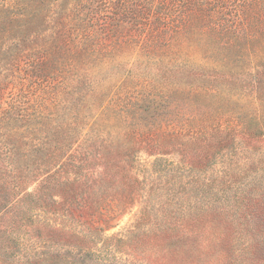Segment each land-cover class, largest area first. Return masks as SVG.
Masks as SVG:
<instances>
[{
    "label": "rangeland",
    "instance_id": "1",
    "mask_svg": "<svg viewBox=\"0 0 264 264\" xmlns=\"http://www.w3.org/2000/svg\"><path fill=\"white\" fill-rule=\"evenodd\" d=\"M259 5L255 18L247 13L245 28L251 31L252 20L256 33L252 45L244 27L223 36L236 40L220 52L200 44L198 35L168 55L131 44L112 52L106 65L82 72L94 80L97 93L124 80L120 95L135 87L152 94L125 120L98 118L74 148L43 153L44 169L27 188L42 185L45 210H35L32 219L24 214L22 221L13 218L15 211H0V264H240L234 257L243 242L232 247L219 235L224 217L250 213L246 201L254 197L264 201V136L258 125L264 121V2ZM201 86H217L222 93L205 96ZM69 90L68 100L77 102L89 85L72 82ZM193 91L204 104L215 103L223 124L204 123L206 133L198 137L189 135L192 122L186 117ZM231 118L248 127H233ZM19 163L25 166L26 159ZM150 191L147 203L143 196ZM126 196L135 198L117 225L95 229L101 208ZM238 196L244 203L236 202ZM196 199L213 207L200 211L201 221L183 225ZM166 215L168 226L161 218ZM137 219L139 226L127 231ZM238 226L245 230L239 220ZM186 227L194 232L186 234Z\"/></svg>",
    "mask_w": 264,
    "mask_h": 264
},
{
    "label": "trees",
    "instance_id": "2",
    "mask_svg": "<svg viewBox=\"0 0 264 264\" xmlns=\"http://www.w3.org/2000/svg\"><path fill=\"white\" fill-rule=\"evenodd\" d=\"M64 1L0 0V211H15L13 218L20 221L25 219L24 214L27 219H32L35 210H45L42 185L35 190L27 188L31 179L44 169V152L51 148L59 151L74 148L90 133L91 126L98 123V118L105 121L111 118L125 120L128 113L139 109L141 103L152 94L150 91L141 94V90L135 87L128 89L125 96L120 95L119 89L124 80L110 91L97 93L94 80L91 76L83 77L82 72L106 65L113 57L112 52L115 54L118 49L131 44L138 50L146 48L148 52L152 49L168 55L178 52L184 44H189L191 37L198 35L203 38L199 43L207 45L213 52L234 47L236 38L223 36L229 31L240 32L242 27H247L248 10L251 11V19L255 18L259 14V4L264 2ZM131 29L134 32H130ZM244 32L252 45L256 37L252 20L251 31L245 28ZM193 73L202 77L198 72ZM72 82L89 85L88 92L80 94L77 102L67 97ZM216 87L200 88L205 96H217L222 92ZM162 93L155 92L154 95ZM197 96L196 91L189 96L192 113L186 116L192 122L188 131L193 137L206 133L203 127L206 122L214 123L217 127L223 125L215 103L206 105ZM87 116H92L91 120L82 124ZM228 121H232L235 128L248 127L246 122L235 118ZM263 122L258 125L264 136ZM22 159H26L25 166H20ZM143 189L146 190L145 186ZM151 192L143 196L147 203L152 202ZM129 197L119 199L113 206L101 208V224L95 229L105 231L115 227L117 219L132 207L135 196ZM243 201V197H237L236 202L241 204ZM246 204L248 210L251 209L250 213L239 216L235 213V217L229 219L225 215V232L219 237L226 238V244H232V247L236 242H243L234 257L236 261L241 258L240 264H264V201L254 197ZM212 207L210 202L204 203L199 199L190 201L186 219L181 220L186 222L183 225L201 221L200 211H210ZM144 210L148 212V205ZM221 213L226 214V209ZM161 218H166L167 226L171 224L169 216ZM139 220L127 231L132 232L137 228ZM238 220L245 225V230L234 227ZM230 223H233L232 228ZM160 228L164 229L163 226ZM182 230L186 234L194 232V228ZM170 261H165V264H170Z\"/></svg>",
    "mask_w": 264,
    "mask_h": 264
}]
</instances>
